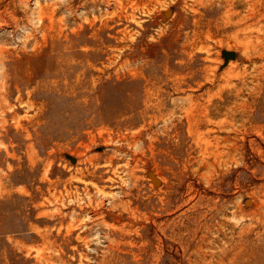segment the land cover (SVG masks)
<instances>
[{
	"label": "rangeland",
	"instance_id": "rangeland-1",
	"mask_svg": "<svg viewBox=\"0 0 264 264\" xmlns=\"http://www.w3.org/2000/svg\"><path fill=\"white\" fill-rule=\"evenodd\" d=\"M0 264H264V0H0Z\"/></svg>",
	"mask_w": 264,
	"mask_h": 264
},
{
	"label": "water",
	"instance_id": "water-1",
	"mask_svg": "<svg viewBox=\"0 0 264 264\" xmlns=\"http://www.w3.org/2000/svg\"><path fill=\"white\" fill-rule=\"evenodd\" d=\"M223 56L225 58L226 63L229 62L230 60L236 59L237 58V53L233 50H225L223 52ZM152 181L155 185H160L161 181L154 175V174H150Z\"/></svg>",
	"mask_w": 264,
	"mask_h": 264
}]
</instances>
